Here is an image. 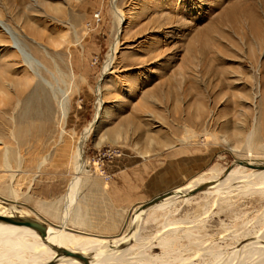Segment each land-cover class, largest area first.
Masks as SVG:
<instances>
[{
    "label": "rangeland",
    "instance_id": "374dc122",
    "mask_svg": "<svg viewBox=\"0 0 264 264\" xmlns=\"http://www.w3.org/2000/svg\"><path fill=\"white\" fill-rule=\"evenodd\" d=\"M253 2L262 37L243 13L248 0H0L12 46L33 59L14 65L0 31V187L9 192L0 206L58 225L74 142L95 118L82 143L89 172L77 175L70 211L72 220L81 205L95 237L128 233L131 210L166 191L220 178L237 160L264 162V6ZM235 170L218 194L148 211L118 264H224L254 241L264 183Z\"/></svg>",
    "mask_w": 264,
    "mask_h": 264
},
{
    "label": "bare ground",
    "instance_id": "6f19581e",
    "mask_svg": "<svg viewBox=\"0 0 264 264\" xmlns=\"http://www.w3.org/2000/svg\"><path fill=\"white\" fill-rule=\"evenodd\" d=\"M23 1L24 0H17V2L20 4L23 3ZM248 1H249V5L248 7L244 9L243 13L247 16V18L251 22V27H250L251 32L256 37H262L260 35V24H259L260 22L258 21L259 16H258V13L254 9V2L253 0H248ZM259 4L264 6V0H259ZM7 5H9L8 0H7ZM5 9L6 8H4V6L3 8H0V31L2 35L6 37V39L8 40L10 44V48L12 49L11 56L13 59V63L14 65L17 64L18 62L20 63L21 61L23 63L31 61L32 63L33 62L32 58L30 59L27 56L25 57L26 50L23 46L24 44L23 45L15 44L14 47L12 46L13 44L11 42V39L9 38V32H10L9 27L6 25L4 19L2 18L4 17V15L7 14V13L5 14ZM234 10L235 9H230V13H232ZM115 12L119 18V21L123 20L121 17V14H119V12L117 11ZM118 42H115V44L110 49L109 54L107 55V61L103 68L104 72L107 71V69H109V67L112 65V61L118 49V45H119ZM23 80L24 79L22 80L12 79L11 81L16 86L18 84L20 85L24 84L25 81ZM20 94H23V93L20 92ZM98 106L100 107V104ZM99 107H98V111H99ZM94 121L88 127L84 129L82 136L79 139H76L74 142L73 146H74L75 162L73 163H74L75 177L72 178L66 194L62 197L64 201L63 202L64 203V210H63L64 214L60 217L58 225L53 226L50 224L46 225L45 223H43L47 229L46 239L43 240L38 233H36L35 231L29 228L12 226V225H9V224H6L0 221V252H1L0 257L2 258L5 256H9L10 264H82L79 261L71 259V258L61 257L55 260L54 257L56 253L55 251L50 249L47 243L61 247V248H65L74 253H78L80 255L88 257L89 264L122 263V261H125L124 258L125 256H127V252L130 250V248L127 247V248L119 249V247L121 245H124L128 241H139L140 240L139 239V233H140L139 228H140V225L142 224V220H143L142 217L148 211L153 212V211L164 209L170 203L172 204L178 200L187 201L189 198L186 197V194L189 191L195 189L196 187L204 183H209V186L205 189V191H202V192H205V193L211 192V193L218 194L222 186H224L226 183L230 182L231 180L236 179L235 176L237 177L236 175L237 171L235 169L239 168L240 166L234 165L235 168L229 171H225L223 173V176L220 178L214 174L211 177V180L203 181L201 178L194 180L185 186L174 189L169 196H167L166 198L162 199L161 201H159L158 203H156L155 205L147 209H142L140 208V206H138L139 208L136 207L132 209L130 216L125 221V226H127V228L129 229L128 233L124 232L120 236H114L109 239L98 238V237L92 236L91 234H86L83 231H81L82 227L84 226V219L80 215H78V212H76L75 210L74 213L77 215L74 219L71 220L70 211L74 206V203L76 201V195L79 192L78 188L80 187L79 186L80 184L78 181L81 177L77 175L89 172V170L86 169L87 163L84 160L82 143L83 141L86 140L87 136L91 132V128L93 126ZM248 163L251 165H255V166H264V162L254 163L252 161L251 162L249 161ZM251 171L254 172V176L258 180V184H263L264 183V170H251ZM0 191H1V194L3 195L4 193L5 194L9 193L7 189H4V188H2ZM39 207H40V210L43 211V214H45L46 207L45 206H39ZM13 212H15V210L12 207L5 208L4 206H0V216L1 217H10L14 219H19V218L28 219L27 217H23V216H14L12 215ZM48 212L49 211H47V213ZM69 226L71 228H69ZM73 228H77V229L73 230ZM36 234H38L39 237ZM257 235L259 234L257 233ZM254 238H255L254 241H248L249 239L246 238V240H243L241 243L237 244L234 247L232 253H230L231 255H229L228 258L224 261V264H264V231L262 232L260 236H257ZM251 255H255V256L257 255L259 261L256 260L258 261L257 263L255 262V260L253 261L254 263L249 262L248 259ZM220 264L222 263L220 262Z\"/></svg>",
    "mask_w": 264,
    "mask_h": 264
},
{
    "label": "water",
    "instance_id": "95a60500",
    "mask_svg": "<svg viewBox=\"0 0 264 264\" xmlns=\"http://www.w3.org/2000/svg\"><path fill=\"white\" fill-rule=\"evenodd\" d=\"M233 165H238L240 167L248 168L251 170H264V166L251 165L248 162L242 161V160H237ZM229 170L230 169H227L226 171H229ZM208 186H209V183H204V184L196 187L195 189L189 191L186 194V197L189 198V197L195 195L196 193L205 190ZM172 191L173 190H169V191H166L160 195H157V196L151 198L149 201L142 203L140 205V208L147 209V208L155 205L156 203H158L162 199L169 196ZM0 221L4 222L6 224L12 225V226L29 228V229L35 231L36 233H38L43 240L46 239L47 229H46L45 225L39 221H35V220H31V219H24V218L14 219V218H10V217H1V216H0ZM47 245L50 247V249L55 251V253H56V255L54 257L55 260H57L61 257H64V258H71V259L77 260L82 264H89L88 257H85V256L80 255L78 253H74L70 250H67L65 248H61V247H58V246H55L52 244L47 243Z\"/></svg>",
    "mask_w": 264,
    "mask_h": 264
},
{
    "label": "crops",
    "instance_id": "0c3cea01",
    "mask_svg": "<svg viewBox=\"0 0 264 264\" xmlns=\"http://www.w3.org/2000/svg\"><path fill=\"white\" fill-rule=\"evenodd\" d=\"M79 184H80V182H81V178L79 179ZM106 189H104V191H102V189L100 190V195L102 196L103 195V198H104V201H105V203L107 204V201H108V188L107 187H105ZM111 197H112V202H116V200H117V198H116V196H115V193H111ZM63 205H64V203H63ZM74 205H75V203H74ZM79 206V207H78ZM81 205H77V210H76V212H78L79 214H80V216L83 218V215H84V213H82L81 212ZM84 219V218H83ZM57 224V223H56ZM55 223H53V226H55L56 225ZM85 227H89V226H86L85 225V219H84V226L82 227V230L81 231H83L84 233H86V231H88L89 229L88 228H85ZM105 227V226H104ZM69 228H71L70 226H69ZM74 229H77V228H73V230ZM86 234H88V233H86ZM99 238V237H98Z\"/></svg>",
    "mask_w": 264,
    "mask_h": 264
}]
</instances>
